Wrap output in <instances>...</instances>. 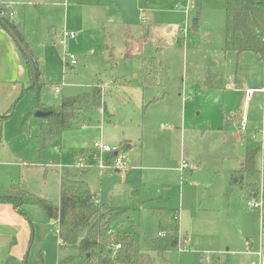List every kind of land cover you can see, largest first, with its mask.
Returning a JSON list of instances; mask_svg holds the SVG:
<instances>
[{
  "label": "rangeland",
  "instance_id": "rangeland-1",
  "mask_svg": "<svg viewBox=\"0 0 264 264\" xmlns=\"http://www.w3.org/2000/svg\"><path fill=\"white\" fill-rule=\"evenodd\" d=\"M199 1L196 11L192 0H0L9 4L10 18L22 15L25 39L43 68L44 105L57 108L63 97L90 92L96 77L105 81L101 106H77L84 124L40 149L33 94L21 95L27 70L0 27V116L13 106L10 117L0 118V192L15 181L56 204L60 177L70 175L123 210L112 226L134 233L142 250H150L158 234L155 211L176 209L183 244L166 252L172 264H199L206 251L225 264L255 261L240 251L246 238L264 244L262 216L246 205L245 180L231 175L244 156L242 137L264 118V59L226 49V0ZM63 30L75 35L64 47L57 44ZM65 54L74 57L72 67ZM151 55L160 56L161 68L147 74L150 87L142 88L140 59ZM218 67L221 86L209 88L207 82L219 81ZM117 76L126 81L113 83ZM241 83L255 88L248 105ZM101 136L108 144L130 141L126 169L97 168L92 146ZM182 159L187 167L180 172ZM80 160L85 168L78 170ZM261 165L258 153L256 169ZM253 177L260 180L259 173ZM14 220L15 242L6 228L0 231V260L11 254L18 264H57L77 255L75 247L58 248L55 221L38 205L23 204Z\"/></svg>",
  "mask_w": 264,
  "mask_h": 264
},
{
  "label": "trees",
  "instance_id": "trees-1",
  "mask_svg": "<svg viewBox=\"0 0 264 264\" xmlns=\"http://www.w3.org/2000/svg\"><path fill=\"white\" fill-rule=\"evenodd\" d=\"M192 5L194 10L200 9L199 0H192ZM11 11L6 4H0V27L17 47L28 74V85L22 90L21 95L26 91L33 94V112L52 111L51 115L41 119L36 135L37 144L43 149L47 145L46 141L59 138L63 131L72 128L75 123L80 122V126L84 124L86 118L80 115L79 105L101 106L103 86L100 78L96 77V83L90 92L63 97L55 109L43 107L40 99L45 84L43 68L33 45L25 39L22 15L19 19L10 18ZM226 18L224 36L226 49L236 52L252 51L264 59V0H226ZM140 61L141 81L138 84L142 88H149L147 74L160 71V56L142 57ZM114 79H116L113 81L115 84L125 82L122 76ZM12 107L0 118L10 117ZM105 110L104 108L103 111ZM30 114L26 115L25 120ZM25 120L22 123L23 129ZM255 129L251 130L255 131ZM252 131L243 137L244 157L239 169L232 175L238 180L250 179L257 173L255 157L259 153L260 145L250 138ZM257 191L256 184L245 182L243 192L247 200L253 198ZM0 202L11 203L18 208L27 203L36 204L48 219L55 221L58 248L75 247L78 250L76 256H65L57 264H172L166 258V252L179 249L183 244L179 237L178 211L158 208L155 211L158 234L152 239L151 249L142 250L134 233L112 226L123 212L121 215L115 214L123 210L101 202L99 195L92 191L84 179L70 175L60 177L57 204L28 192L15 181L10 183L8 189L0 192ZM113 211L117 212L112 215ZM261 219L264 227V209ZM130 224L135 228L132 221ZM117 245L119 247H116ZM0 264H18V261L14 256H7L0 260ZM199 264L225 263L217 257L212 261L200 259Z\"/></svg>",
  "mask_w": 264,
  "mask_h": 264
},
{
  "label": "built area",
  "instance_id": "built-area-1",
  "mask_svg": "<svg viewBox=\"0 0 264 264\" xmlns=\"http://www.w3.org/2000/svg\"><path fill=\"white\" fill-rule=\"evenodd\" d=\"M9 4H6V7H8ZM9 8V7H8ZM10 15H13V12H10ZM75 35L72 32L63 30L61 35L58 37L57 44L64 47L66 40L68 38H73ZM64 61L65 64L72 67L75 64V59L72 55H64ZM54 91L56 93L59 92L58 88H55ZM263 91V88L261 89ZM253 90L252 89H246L245 90V96L244 99L247 102L250 99V96L252 95ZM240 130L243 133L248 132L245 115H242L240 119ZM250 138L252 140H255L259 143L260 149L259 153L261 154V157L264 158V118L260 121L259 127L255 129V131L251 132ZM93 153L95 156V159L97 161L96 166L98 169L103 170L107 168H113L116 170H123L126 169V158L124 155V152L122 151V148L118 145H110L108 143H105L102 140H96L93 143L92 146ZM187 167V163L184 159L181 160L179 171L182 172L184 168ZM76 169L85 168L83 165V160H80L77 164H75ZM263 178V173H262ZM246 205L250 209L258 210L261 214L263 213L264 209V185H263V179H261V182L258 185V191L257 194L246 201ZM245 244L248 246L250 245V241H246ZM116 247H119L117 245ZM259 259L256 262H252L251 264H264V251L263 252H256Z\"/></svg>",
  "mask_w": 264,
  "mask_h": 264
},
{
  "label": "crops",
  "instance_id": "crops-1",
  "mask_svg": "<svg viewBox=\"0 0 264 264\" xmlns=\"http://www.w3.org/2000/svg\"><path fill=\"white\" fill-rule=\"evenodd\" d=\"M197 23V22H196ZM196 23H194V24H196ZM2 28V27H1ZM3 29V28H2ZM12 40V39H11ZM13 42V41H12ZM14 43V42H13ZM32 44V43H31ZM15 45V44H14ZM16 47V46H15ZM16 49H17V47H16ZM18 50V49H17ZM229 51H232V52H234V53H236V54H238V53H240V52H236V51H233V50H229ZM19 52V51H18ZM244 52V51H243ZM20 54V53H19ZM21 56V55H20ZM24 62V61H23ZM40 62V61H39ZM40 64H41V62H40ZM24 65H25V63H24ZM26 68V67H25ZM219 68V67H218ZM220 69V68H219ZM218 69V70H219ZM27 72V71H26ZM200 76V75H199ZM199 76H198V78H199ZM44 77V76H43ZM124 79H125V77L124 76H122ZM221 77H222V69H220V72H219V77L217 78V79H219V81H217V83L216 84H211V83H209V82H207V83H209L210 84V86L208 85L207 87H209V88H211V87H214V88H217V87H219V86H221V82H222V80H221ZM100 78V77H99ZM100 80H101V83H102V86L104 87V84H105V81H104V79H102V77L100 78ZM125 81H126V79H125ZM203 82V81H202ZM95 83H96V81H95ZM94 83V84H95ZM27 85H28V74H27V82H26V87H27ZM195 85V84H194ZM194 85L192 86V88H193V90L195 91L197 88H194ZM44 87V86H43ZM102 87V88H103ZM241 87H245L244 89L246 90V89H252L253 90V92H252V95L250 96V99L246 102L245 101V99H243V103H245V105H248L250 102H251V100H252V97H253V94H254V91H255V88H253V87H251V86H247L246 84H244V83H241ZM24 89V87H22V90ZM261 89L262 88H259V89H257V90H259V91H261ZM245 90H244V96H245ZM42 91V90H41ZM244 96H243V98H244ZM42 105H43V107H48V108H51L50 106H48V105H44V102L42 103ZM11 108V106L6 110V112L9 110ZM52 109H55V108H52ZM5 112V113H6ZM105 112H106V110H105ZM4 113V114H5ZM107 113H109L108 111H107ZM33 115H34V113H32ZM110 114V113H109ZM31 115V114H30ZM29 115V116H30ZM111 115V114H110ZM242 115H244V114H242ZM242 115L241 116H238V118H239V123H240V119H241V117H242ZM35 116V115H34ZM36 117V116H35ZM246 117V116H245ZM38 118V117H37ZM43 119V118H42ZM112 118H111V116H110V119H109V121H110V123H113V121L111 120ZM252 128H257V126L256 127H252ZM252 128H250V129H252ZM244 135H245V133H244ZM100 140H102V141H104L103 140V138H102V136L99 138ZM242 140H243V137H242ZM105 142V141H104ZM106 143V142H105ZM128 144H130V141L129 140H126L125 138L122 140V142H121V144H119V145H121L122 147V151L124 152V155H125V149L126 148H128ZM243 144H244V142H243ZM110 145H117V144H110ZM118 145V146H119ZM244 146V145H243ZM130 147V146H129ZM94 155V154H93ZM244 157V156H243ZM125 158H126V155H125ZM243 160V159H242ZM261 162H262V165H261V169H257V173L256 174H260V180L258 181V182H256V181H254L253 180V178L254 177H252V178H250V179H247V180H245V182H251V183H254V184H256V186L258 187V185H259V183L261 182V179H263L262 178V173L264 174V158H262L261 157ZM241 163H242V161L240 162V165H241ZM239 169V168H238ZM116 170V169H115ZM118 171H120V170H118ZM234 171H237V169L236 170H234ZM255 174V175H256ZM231 178H234L232 175H231ZM234 183V182H233ZM242 191V195L245 197V195H244V192H243V190H241ZM95 193V192H94ZM57 204V203H56ZM21 210V206L18 208V207H15V206H13L11 203H8V202H0V231H3L4 229L3 228H6L5 229V231H6V236L7 237H10V242L11 243H13V242H15V236L13 235V233H14V225H15V223H16V221L14 220V218L17 216V212L18 211H20ZM6 215V216H5ZM260 216H262V214L260 215ZM7 217H9V218H7ZM180 223V222H179ZM179 230H180V226H179ZM0 233H2V232H0ZM250 241V245H246L245 244V242L246 241ZM258 251H260V252H263L264 251V244L262 243V241H261V239L259 238L257 241H254V240H252V239H248V238H246L245 239V241H244V248L242 249V251H240V253L242 254V255H247L248 257L249 256H251V257H254L256 260L255 261H252V262H256L258 259H259V257H258V255L256 254V252H258ZM205 254H207L206 255V257H205V260H207V261H210V255H212V254H217V253H214L213 251H206L205 252ZM7 256H13V255H11V254H8ZM6 256V257H7ZM5 257V258H6ZM219 258V257H218ZM220 259V258H219Z\"/></svg>",
  "mask_w": 264,
  "mask_h": 264
},
{
  "label": "water",
  "instance_id": "water-1",
  "mask_svg": "<svg viewBox=\"0 0 264 264\" xmlns=\"http://www.w3.org/2000/svg\"><path fill=\"white\" fill-rule=\"evenodd\" d=\"M197 22V19H194L193 20V23H196ZM52 114V111L51 110H36L35 112H34V115L36 116V117H38V118H45V117H47V116H49V115H51Z\"/></svg>",
  "mask_w": 264,
  "mask_h": 264
}]
</instances>
